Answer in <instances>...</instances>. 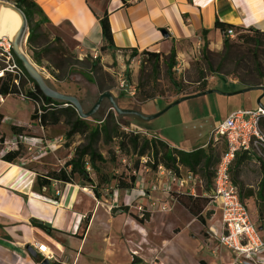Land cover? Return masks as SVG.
I'll use <instances>...</instances> for the list:
<instances>
[{
    "label": "crops",
    "instance_id": "0c3cea01",
    "mask_svg": "<svg viewBox=\"0 0 264 264\" xmlns=\"http://www.w3.org/2000/svg\"><path fill=\"white\" fill-rule=\"evenodd\" d=\"M33 1L53 36L60 37L71 50L94 55L103 53L100 19L107 13L114 47L104 51L102 60H113L114 57L122 60L121 66L126 65V69L130 58L145 51L167 56L173 48L179 54L190 43L205 42L204 37L212 45L222 41L223 33L215 26L217 19L264 31V0ZM133 50L138 52L135 57H131ZM263 99L264 89L245 91L248 107L238 109L264 107ZM0 100H3L2 96ZM238 109H226L212 124L210 133ZM186 110V117L192 119L193 112ZM143 112L154 114L147 109ZM185 143L190 147L184 149L168 144L186 151L207 145V141L198 144L189 138ZM36 175V171L0 158V264H40L44 258L36 249L38 244H45L54 252L53 264H162V255L169 258V264H229L232 259L227 248L222 247L228 251L225 258L222 251H212L207 241L190 233V226L197 219L182 205L191 219L187 216L184 221L176 212L165 210H162L166 215L163 225L153 217L150 225L136 219L134 215L142 214L136 207H144L150 198L145 196L141 172L136 188L114 190L110 199L104 197L101 200L95 197L90 186L53 182V191L62 190L60 199L55 201L33 190ZM121 205H127L129 211L121 209ZM218 213L220 222L219 206L211 220ZM32 219L49 223L52 232L35 226ZM177 227L181 230L175 233ZM182 240L188 241L189 251L183 248Z\"/></svg>",
    "mask_w": 264,
    "mask_h": 264
},
{
    "label": "rangeland",
    "instance_id": "374dc122",
    "mask_svg": "<svg viewBox=\"0 0 264 264\" xmlns=\"http://www.w3.org/2000/svg\"><path fill=\"white\" fill-rule=\"evenodd\" d=\"M4 1L15 4L13 0ZM40 18V16L36 17V19ZM49 29L44 24L38 30L42 36L32 44L37 50H39V46L51 44L53 34ZM28 31L29 28L27 33ZM238 34H242L244 37L240 39ZM257 38L259 36L254 32L242 28L237 31L235 37L230 39L229 48H224V34H222V41H215L214 45L208 43L207 47H204L203 41L194 44L190 43L181 50V53L177 54V64L175 65L174 72L176 84L171 82L168 73V55L160 57L158 71L153 70L154 60L150 59L143 52L135 58H130L128 61L130 69L129 79L125 73L126 65L121 66L120 61L122 60H116L113 57V60L107 59L104 61L102 60V55L105 54L103 51V53L94 55L71 50L67 47L69 49L67 55L70 57V65L62 71L57 70L47 60L48 56H44L42 65L35 64L49 83L58 91L78 97L85 111L92 108L99 94L105 89L114 94L119 107L136 109L141 112H143V109H147L154 114L167 107L170 104L167 102H173L181 97L202 92L201 89L203 87L206 88L205 90L217 89L218 92L186 99L169 108L160 116L151 120H145L147 123L139 122L129 116L125 117L123 121H131L135 125L132 126L137 128L139 125H143L144 129L147 128L153 133H158L167 143L184 149L190 147L185 143L187 138L198 144L207 141L205 148H213L215 156H219L224 151V144L222 142L209 143L211 133L213 132L210 133L212 124L222 117L226 109L248 107L244 100L245 92L232 95L224 93L236 92L245 89V87L264 89V38H259V42L255 41ZM0 41H5L4 44L0 45V71L3 70L2 76L7 71L16 75L19 69L15 67L16 64L10 53L11 44L10 46L7 44V39L0 38ZM60 44L53 43V46H61ZM23 49L32 57V50L28 41L25 42ZM49 57L54 58L56 55L54 53L49 55ZM97 57L100 58V62L97 69H94L91 63ZM121 74L130 85L136 88L134 96L126 94L120 88L119 78ZM22 80L24 83L21 86V91L26 93L33 84L28 82L24 78V75H22ZM150 95H152V98H150ZM2 97L3 100H0V140H3L0 142L1 155L8 150L20 148L22 155L18 162L22 167L29 168L38 173L59 169L65 161L71 158L75 146L84 142V137L81 135H75L71 141H67L65 132L68 127L63 121L56 125L49 124L43 127L38 119L32 120L31 115L36 108L33 102L23 99L17 94ZM110 107L109 100L105 99L98 109L99 116L108 113ZM186 108L193 112L192 119L186 117ZM13 125L25 127V130L21 133L22 139H20V135L11 130ZM115 145V142L105 145L101 141L98 147L108 157V149H116ZM126 163L127 161L122 159L117 164L116 174L124 170ZM128 164L130 166L132 162ZM111 169V165H108L106 170ZM238 170L239 172L241 171L238 181L240 182L239 188L242 187V192L245 194L248 189L257 191L261 180V163L259 162V158L254 156L249 157L239 169L234 165L233 161L231 167L232 177L237 176ZM141 175L145 182V196H150L143 207L144 212H141L146 219L145 223L150 225L153 217L158 223L159 221L160 223L162 222L163 225L166 216L162 212L163 206H166L165 211L176 212L184 221L187 219V216L191 219L185 213V210L186 212H189V210L178 200L174 201L175 198L172 192L177 191L176 186L171 184L173 186L171 187L172 189L166 191L165 187L169 182L167 177H158L156 171L147 165L146 167L144 165L141 167ZM196 175L200 178L201 173L199 172ZM198 189L199 194L203 195L202 188L199 187ZM180 192L187 195V193L189 194V189H184ZM184 197L187 198L188 196ZM244 201L249 208L252 218L257 220L255 199L245 198ZM153 202L155 203L154 205H152ZM215 208L217 207L213 203H209L203 211V216L206 217L209 211H213L214 213ZM146 214H149V217H146ZM212 215L206 217L205 225L201 224L196 218L197 221H194L190 226V233H196L206 242L210 230L220 228L221 221L219 222L218 220L220 213L215 216L214 220H211ZM257 224H259L258 221ZM180 230L181 228L177 227L174 229V232L176 233ZM186 242L188 241L182 240L181 244L187 252L190 247ZM216 243L213 240L209 243L208 248L212 250L215 248ZM219 250L220 252L222 251L221 255L227 258L228 251L222 247ZM161 251L164 254L163 247ZM161 257L162 264H169L168 262L170 261H168L169 258L166 255H162Z\"/></svg>",
    "mask_w": 264,
    "mask_h": 264
},
{
    "label": "trees",
    "instance_id": "16d2710c",
    "mask_svg": "<svg viewBox=\"0 0 264 264\" xmlns=\"http://www.w3.org/2000/svg\"><path fill=\"white\" fill-rule=\"evenodd\" d=\"M13 1L16 6L23 10L28 20V44L32 50V61L38 65H42V59L44 56H48L47 60L52 63L57 70L62 71L68 67L70 65V57L67 55L69 49L60 37L53 36L51 44L39 46V50L32 45L40 36H42L38 30L45 23V19L41 16L42 14L37 4L33 0ZM38 15H40L41 18L37 20L36 17ZM100 23L103 36L101 51L104 52L114 47L113 33L107 13L100 19ZM215 26L220 29L223 34L226 33L228 28H233L236 35L238 30L244 28L242 26L221 22L218 19L216 20ZM244 29L254 32L259 38H264V31L252 28ZM205 32L206 30L203 31V34H205ZM238 37L241 39L244 36L238 34ZM259 38L255 39V41L259 42ZM204 39V47H207L209 42L205 37ZM230 39V37L225 36V39L223 40L224 48L230 47ZM53 43H61V46L54 47ZM10 53L13 56L15 64L22 70L24 78L33 84L34 91L29 90L26 94L30 95L33 100L41 99L44 102V105L41 106V114H39L38 110L35 108L31 115V119H38L43 127H46L49 124L56 125L63 121L68 127L65 132L67 141H71L75 135H81L84 137V142L75 146L71 158L65 161L62 167L56 170H48L45 173L37 172L33 184V190L35 192L42 195H48L50 199L58 201L60 199L61 189L57 190V192L55 190L53 191L52 183L60 182L61 184L71 183L90 186L97 199L101 200L104 197L109 198V196L114 193V190L121 191L136 188L138 186V176L141 172V167L143 166L141 157L143 156L151 158L152 162L148 161L146 165L155 171L159 165H163L166 168L175 170L177 175H180L179 166H181L184 171H192L194 174H199L200 172V177L203 180V191L207 194L212 191L214 168L218 163L220 156L226 150V145L224 143L223 153L219 156H215L214 149L211 147H199L190 151L171 147L166 141L157 136V134L149 131L150 129H147L146 127V129H144L143 125H139L137 128L132 126L134 125L133 122L123 121L125 117L129 116L139 122H146L136 115H116L113 110H110L108 113H104L101 116H99V112L97 111L90 119H83L73 106L65 105L66 103L63 101L45 96L37 83L29 76L23 67L22 62L15 56L12 47ZM54 53L56 57H49V55ZM144 53L150 59L154 60L153 70L158 71L159 60L163 54L150 51H145ZM137 54L138 52L133 50L131 57H135ZM176 57V50L173 48L168 54V73L173 84H176L174 77L175 65L177 64ZM99 62V57H97L96 60H93L91 63L92 68L97 69ZM126 75L129 79V68L126 69ZM16 80H18V83ZM23 83L22 75H13L11 72L7 71L4 76H0V96L20 95ZM51 86L55 88L53 85ZM205 89L206 88L203 87L201 89L202 92L205 91ZM104 91L107 90L105 89L103 92ZM150 98H152V95H150ZM263 126L264 116L261 120L262 129ZM11 130L20 135V137H23L21 133L25 130V127L13 125ZM142 130H145L147 134H143L141 132ZM148 134L155 135L156 137L149 136ZM2 141L3 140L1 139L0 142ZM101 141L105 145L112 144L113 142L116 144V149H108V157L105 156L98 147ZM21 155L20 148L16 150H8L3 155H1L0 149V158L10 163H19L18 161L21 158ZM252 156L259 158V162L261 163V180L259 182L258 190L254 191L248 189L245 194L242 192V187L239 188L240 182L238 181L241 176V171L239 172V170L237 171V176L235 175L232 177L231 174V180L238 186L242 201H244L245 198L255 199L257 221L259 223L257 224L256 221V224L259 232L264 235V158L260 157L255 152L242 150L236 154L234 165L239 169L243 162ZM122 159L126 160L127 163L124 166V170L119 174H116L117 164L122 161ZM129 162H132L130 166L128 164ZM108 165H111L112 169L107 171L106 169ZM44 188L46 190H44ZM105 189H107V191ZM172 195L203 225L206 224V217H210L213 214V211H209L206 217L203 216L205 207L211 201L209 195H201L199 192L197 195H191L188 193L186 195V193L180 191H174L172 192ZM184 196L188 197L185 198ZM120 208L124 211H129L127 205H121ZM134 217L142 222L146 220L144 214H136ZM146 217H149V214H146ZM31 222L47 233H51L53 230L52 226L47 222H38L34 219H32ZM54 264L60 263L54 262Z\"/></svg>",
    "mask_w": 264,
    "mask_h": 264
},
{
    "label": "built area",
    "instance_id": "2783aa9c",
    "mask_svg": "<svg viewBox=\"0 0 264 264\" xmlns=\"http://www.w3.org/2000/svg\"><path fill=\"white\" fill-rule=\"evenodd\" d=\"M224 35L233 38L236 33L233 28H228ZM15 67L19 69L17 74L23 75L22 70L17 65ZM1 72L3 73V70ZM119 80L122 91L130 96L136 94V88L130 85L122 77V74ZM16 82L18 83V80ZM30 90L34 91L33 86ZM20 96L33 102L38 113L41 114V106L44 105L43 100H33L30 95L22 92ZM263 116L264 107L238 109L217 124L211 133L209 143L222 142L226 145V150L214 168L213 189L209 194L203 191L202 178H199L192 171H184L181 166H179L180 175H177L175 170L163 165H159L156 170L158 177H167L169 180L165 187L166 191H170L173 187L171 184H173L177 185V191L189 189V194L197 195L198 188L201 187L203 194L211 197L210 203L216 207L219 206L221 209L220 228L210 230L207 246L214 240L217 243L212 251L218 252L220 247L227 248L232 254L229 264H264V235L259 232L248 206L242 201L238 186L231 180V167L239 151L255 152L264 158V130L261 127ZM141 132L147 134L145 130ZM148 135L156 137L155 135ZM22 138L20 137V139ZM148 161L152 162L150 157H141V162L145 167ZM136 208L140 212L144 210L143 206ZM162 210H166V206H163ZM36 249L43 255V258L50 261L56 259V255L47 245L38 244Z\"/></svg>",
    "mask_w": 264,
    "mask_h": 264
},
{
    "label": "water",
    "instance_id": "95a60500",
    "mask_svg": "<svg viewBox=\"0 0 264 264\" xmlns=\"http://www.w3.org/2000/svg\"><path fill=\"white\" fill-rule=\"evenodd\" d=\"M4 2L9 3V5L20 15V18H21L20 28L18 29L16 35L14 36V39L11 42V47L13 49L15 56L22 62V65L25 68V70L27 71V73L29 74V76L37 83L40 90L44 93L45 96L52 98V99H57V100L63 101L66 103L65 105L73 106L76 109V111L78 112V114L80 115V117L83 119L91 118L98 111V109L100 108L101 104L103 103V101L105 99L109 100V102L111 104L110 110L115 111V113L117 115H136V116H139L140 118H142L143 120H151V119H154V118L160 116L165 111H167L169 108L173 107L174 105L179 104L180 102H182L186 99L198 97L201 95H206V94L212 93V92H218L217 89H208V90H205L203 92L195 93L192 95H187V96L181 97V98L171 102L167 107H165L160 112L148 115V114H144L143 112L136 110V109L119 107L114 94L111 91L107 90V91H104V92L99 94L98 99L96 100V102L94 103V105L92 106V108L90 110L85 111L83 104L78 97H76L75 95L62 93V92L56 90L55 88H53L49 84L48 80L43 75V73L40 71L38 66L32 61L31 57L25 53V51L23 49V45L25 44L26 41H28V35H29V33H27V30H28L27 17L25 15V13L23 12V10L20 9L18 6H16V4L10 3V2L4 1V0H0V4H2ZM251 89H253V88L249 87V88H245L242 90H238L236 92L224 93V94L232 95V94H236V93H242V92H245V91H248ZM36 221L39 222V220H36ZM29 250H31V252H32V249L29 248ZM33 254H35V253H33ZM40 264H53V262L44 258Z\"/></svg>",
    "mask_w": 264,
    "mask_h": 264
},
{
    "label": "bare ground",
    "instance_id": "6f19581e",
    "mask_svg": "<svg viewBox=\"0 0 264 264\" xmlns=\"http://www.w3.org/2000/svg\"><path fill=\"white\" fill-rule=\"evenodd\" d=\"M9 3L0 4V38L6 40L10 46L14 36L21 25L20 15L9 5ZM5 41H0V45L4 44ZM24 46V45H23ZM26 53V52H25ZM27 54V53H26ZM0 71V76H2Z\"/></svg>",
    "mask_w": 264,
    "mask_h": 264
}]
</instances>
